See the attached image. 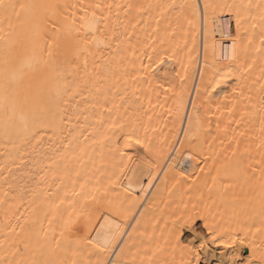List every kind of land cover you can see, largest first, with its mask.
I'll list each match as a JSON object with an SVG mask.
<instances>
[{"label": "bare ground", "instance_id": "6f19581e", "mask_svg": "<svg viewBox=\"0 0 264 264\" xmlns=\"http://www.w3.org/2000/svg\"><path fill=\"white\" fill-rule=\"evenodd\" d=\"M209 254L264 264V0H2L0 264Z\"/></svg>", "mask_w": 264, "mask_h": 264}, {"label": "rangeland", "instance_id": "374dc122", "mask_svg": "<svg viewBox=\"0 0 264 264\" xmlns=\"http://www.w3.org/2000/svg\"><path fill=\"white\" fill-rule=\"evenodd\" d=\"M214 256H211L210 254H209V256L208 255H206L204 258H203V262H204V264H212V262H213V260H214V258H213Z\"/></svg>", "mask_w": 264, "mask_h": 264}, {"label": "snow or ice", "instance_id": "6c2138e0", "mask_svg": "<svg viewBox=\"0 0 264 264\" xmlns=\"http://www.w3.org/2000/svg\"><path fill=\"white\" fill-rule=\"evenodd\" d=\"M0 3H2V0H0ZM97 7H99V5H97ZM94 23H95V21H93L92 24L88 25L89 30H94ZM233 47H235V45ZM233 58H234V54H233ZM21 119H23V117H21ZM114 239H115V237H113V240ZM233 259H234V264H235L236 257H234Z\"/></svg>", "mask_w": 264, "mask_h": 264}]
</instances>
